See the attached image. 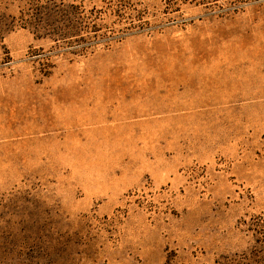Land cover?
Returning <instances> with one entry per match:
<instances>
[{
    "label": "rangeland",
    "instance_id": "1",
    "mask_svg": "<svg viewBox=\"0 0 264 264\" xmlns=\"http://www.w3.org/2000/svg\"><path fill=\"white\" fill-rule=\"evenodd\" d=\"M0 264H264V0H0Z\"/></svg>",
    "mask_w": 264,
    "mask_h": 264
},
{
    "label": "trees",
    "instance_id": "2",
    "mask_svg": "<svg viewBox=\"0 0 264 264\" xmlns=\"http://www.w3.org/2000/svg\"><path fill=\"white\" fill-rule=\"evenodd\" d=\"M96 13L97 11L87 13L73 5L63 7L54 5L41 8L40 11L39 9L36 10V12L30 16V23H32L33 28L36 29V32L43 29V34L41 35H47L45 32L49 33V30L44 32V26L51 25L48 23H54V26L51 28L53 29L51 30L53 34L49 35L62 41L68 39V44L70 48H72L71 50L76 51L78 54H82L90 47L98 44V42H96L97 37H95L97 30L94 22L97 19ZM43 17L45 18L43 19ZM45 21H47V23ZM90 34L92 35L90 36ZM70 39H74L73 42ZM69 46L67 45V47ZM76 46L79 47L74 48Z\"/></svg>",
    "mask_w": 264,
    "mask_h": 264
}]
</instances>
